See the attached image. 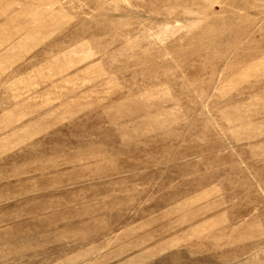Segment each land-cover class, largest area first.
Segmentation results:
<instances>
[{
	"label": "rangeland",
	"instance_id": "obj_1",
	"mask_svg": "<svg viewBox=\"0 0 264 264\" xmlns=\"http://www.w3.org/2000/svg\"><path fill=\"white\" fill-rule=\"evenodd\" d=\"M32 26L0 45V264H264V0Z\"/></svg>",
	"mask_w": 264,
	"mask_h": 264
},
{
	"label": "crops",
	"instance_id": "obj_2",
	"mask_svg": "<svg viewBox=\"0 0 264 264\" xmlns=\"http://www.w3.org/2000/svg\"><path fill=\"white\" fill-rule=\"evenodd\" d=\"M46 5L47 0H0V45L15 44V32L10 30H31L32 13L42 12Z\"/></svg>",
	"mask_w": 264,
	"mask_h": 264
}]
</instances>
